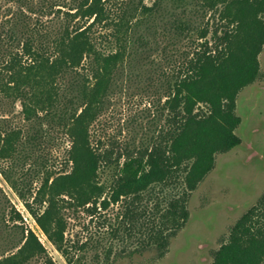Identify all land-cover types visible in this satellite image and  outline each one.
<instances>
[{
    "label": "trees",
    "instance_id": "1",
    "mask_svg": "<svg viewBox=\"0 0 264 264\" xmlns=\"http://www.w3.org/2000/svg\"><path fill=\"white\" fill-rule=\"evenodd\" d=\"M42 1L45 9L60 5ZM145 1L71 0L57 26L32 25L18 15L0 31V96L20 101L30 121L28 130L0 125V172L67 264H84L73 252L78 245L66 237L67 207L94 211L125 201L123 223L139 226V246L164 249L168 230L186 223L189 195L214 169L217 154L240 144L238 95L261 76L264 0ZM161 20L174 37L191 43L158 73L165 80L164 124L147 144L95 141L92 125L126 65L156 42ZM58 129L70 141L69 169L56 172L39 161L43 177L34 189L14 163L32 159ZM155 186L182 190L153 210L144 194ZM21 228L17 252L0 264L35 257L57 264L34 231ZM211 264H264V193L231 227Z\"/></svg>",
    "mask_w": 264,
    "mask_h": 264
},
{
    "label": "rangeland",
    "instance_id": "2",
    "mask_svg": "<svg viewBox=\"0 0 264 264\" xmlns=\"http://www.w3.org/2000/svg\"><path fill=\"white\" fill-rule=\"evenodd\" d=\"M54 1L60 5L45 9L42 0H28L27 4L0 0V31L8 30L18 15L32 25L57 26L71 0ZM145 2L152 3L151 0ZM168 6L173 8L170 2ZM197 21L202 22L200 18ZM161 22H158L156 42L152 39L153 46L131 61L130 68L126 65L115 83L103 113L91 127L95 141L102 139L108 146L112 142L147 144L164 124L165 80L158 77V73L169 68V59L177 57L179 47L184 49L191 43L174 37L169 25ZM152 35L149 31L148 36ZM164 47L169 57L163 53ZM260 64L261 76L238 95L236 112L241 123L236 133L241 138L240 144L229 152L217 154L214 169L189 195L186 223L172 234L173 230H168L164 249H158L155 244L146 248L139 246L142 237L139 226L123 223L125 201L113 203L106 209L98 206L94 211L88 209L89 206L63 209L67 220L66 237L70 243L76 242L78 246L73 252L84 264H211L214 253L227 241L231 227L264 193V49ZM6 123L25 130L30 126L22 113L21 102L0 96V125ZM43 146L37 147L26 163H14L19 174L33 181L34 189L43 177L37 172L43 168L39 161H47L56 172L69 169L66 161L70 141L63 130H54L53 137ZM106 177H109L108 171L103 174V178ZM181 190L155 186L144 194L146 204L149 209H164ZM21 227L34 231L57 264H67L25 201L0 172V259L17 252L22 239ZM83 244L84 248H80ZM25 264H44V258L35 257Z\"/></svg>",
    "mask_w": 264,
    "mask_h": 264
}]
</instances>
